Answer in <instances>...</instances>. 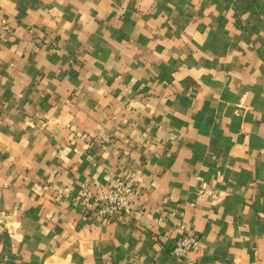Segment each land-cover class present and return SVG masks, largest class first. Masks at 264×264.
Wrapping results in <instances>:
<instances>
[{"label": "crops", "instance_id": "1", "mask_svg": "<svg viewBox=\"0 0 264 264\" xmlns=\"http://www.w3.org/2000/svg\"><path fill=\"white\" fill-rule=\"evenodd\" d=\"M0 264H264V0H0ZM128 176L133 207L81 203ZM208 191L200 195L201 190Z\"/></svg>", "mask_w": 264, "mask_h": 264}, {"label": "built area", "instance_id": "2", "mask_svg": "<svg viewBox=\"0 0 264 264\" xmlns=\"http://www.w3.org/2000/svg\"><path fill=\"white\" fill-rule=\"evenodd\" d=\"M0 29L11 32V26L2 21ZM208 191L201 190L200 195ZM136 198L135 187L130 183L128 176L118 178L108 184L102 192H94L89 186L82 189L81 203L85 207H95V213L100 217L117 218L133 207ZM200 238L193 232L188 231L178 240L173 249L172 255L179 264H186L185 260L190 251L199 247Z\"/></svg>", "mask_w": 264, "mask_h": 264}]
</instances>
